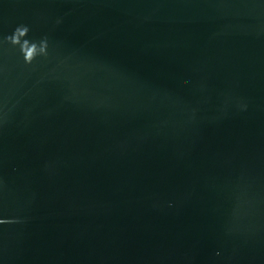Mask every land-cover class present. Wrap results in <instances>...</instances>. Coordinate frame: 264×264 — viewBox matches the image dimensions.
<instances>
[{
    "label": "water",
    "instance_id": "95a60500",
    "mask_svg": "<svg viewBox=\"0 0 264 264\" xmlns=\"http://www.w3.org/2000/svg\"><path fill=\"white\" fill-rule=\"evenodd\" d=\"M0 264H264V0H0Z\"/></svg>",
    "mask_w": 264,
    "mask_h": 264
}]
</instances>
